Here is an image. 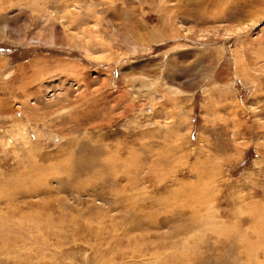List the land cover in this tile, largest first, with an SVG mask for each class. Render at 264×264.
Instances as JSON below:
<instances>
[{"label":"rangeland","instance_id":"374dc122","mask_svg":"<svg viewBox=\"0 0 264 264\" xmlns=\"http://www.w3.org/2000/svg\"><path fill=\"white\" fill-rule=\"evenodd\" d=\"M0 264H264V0H0Z\"/></svg>","mask_w":264,"mask_h":264}]
</instances>
